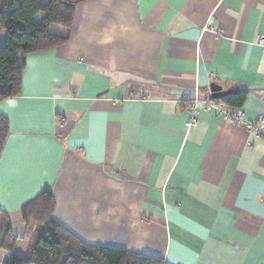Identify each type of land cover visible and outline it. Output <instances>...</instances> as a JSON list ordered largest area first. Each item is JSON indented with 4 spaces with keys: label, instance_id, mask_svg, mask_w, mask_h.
I'll return each instance as SVG.
<instances>
[{
    "label": "crops",
    "instance_id": "crops-1",
    "mask_svg": "<svg viewBox=\"0 0 264 264\" xmlns=\"http://www.w3.org/2000/svg\"><path fill=\"white\" fill-rule=\"evenodd\" d=\"M264 0H85L0 102V212L43 192L89 246L164 264H264ZM245 91L240 108L210 85ZM194 95L197 125L187 130ZM221 109L217 110V109ZM239 115L238 120H233ZM1 264V263H0Z\"/></svg>",
    "mask_w": 264,
    "mask_h": 264
},
{
    "label": "trees",
    "instance_id": "trees-1",
    "mask_svg": "<svg viewBox=\"0 0 264 264\" xmlns=\"http://www.w3.org/2000/svg\"><path fill=\"white\" fill-rule=\"evenodd\" d=\"M85 0H0V102L20 94L25 58L54 49L68 39L77 4ZM40 18L37 20V17ZM59 27L62 34L51 33ZM245 91L220 101L240 108ZM6 119L0 115V152L7 136ZM54 197L43 192L21 209V221L32 230L24 255L15 253L18 238L8 217L0 212V251L4 264H164L160 257L139 255L101 246H89L66 231L53 218Z\"/></svg>",
    "mask_w": 264,
    "mask_h": 264
},
{
    "label": "built area",
    "instance_id": "built-area-1",
    "mask_svg": "<svg viewBox=\"0 0 264 264\" xmlns=\"http://www.w3.org/2000/svg\"><path fill=\"white\" fill-rule=\"evenodd\" d=\"M255 46L260 48L263 52H264V35L259 36L258 39L256 40ZM199 104H202L203 107L205 108V110L207 111H211L213 108V104L212 101H201L197 95H194L193 99L190 102V108L192 111V115L189 118V120L187 121L186 127L187 130L195 127L197 125V118H196V114H197V106ZM220 110L221 109H217ZM239 115L235 116V118L233 120H238ZM253 131L255 132V134L262 140L263 142V146H264V119H259L254 125H253Z\"/></svg>",
    "mask_w": 264,
    "mask_h": 264
},
{
    "label": "rangeland",
    "instance_id": "rangeland-1",
    "mask_svg": "<svg viewBox=\"0 0 264 264\" xmlns=\"http://www.w3.org/2000/svg\"><path fill=\"white\" fill-rule=\"evenodd\" d=\"M40 18V15L37 17V20ZM51 33H54V34H62L63 33V30L59 27H52L51 28ZM4 33L2 32L1 33V36H0V45H2L4 43ZM29 236H27L26 239H20L18 240V243L16 245V248H15V253L18 254V255H24L25 254V251H26V248H27V245H28V239H29ZM8 257V253L5 252V251H0V263L1 264H4L6 259Z\"/></svg>",
    "mask_w": 264,
    "mask_h": 264
},
{
    "label": "water",
    "instance_id": "water-1",
    "mask_svg": "<svg viewBox=\"0 0 264 264\" xmlns=\"http://www.w3.org/2000/svg\"><path fill=\"white\" fill-rule=\"evenodd\" d=\"M237 92L232 90H222L220 86L216 84L210 85V100H220L229 96L235 95Z\"/></svg>",
    "mask_w": 264,
    "mask_h": 264
}]
</instances>
